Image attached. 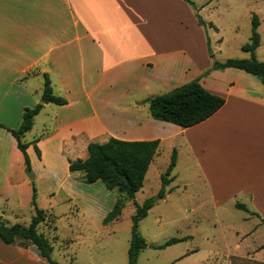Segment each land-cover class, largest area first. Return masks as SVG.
Masks as SVG:
<instances>
[{"label": "crops", "instance_id": "0c3cea01", "mask_svg": "<svg viewBox=\"0 0 264 264\" xmlns=\"http://www.w3.org/2000/svg\"><path fill=\"white\" fill-rule=\"evenodd\" d=\"M207 50L204 29L184 0H0V123L16 128L23 109L40 102L44 73L53 92L66 99L62 105L43 103L24 133L39 119V130L25 140L34 180L24 173L15 138L0 127V218L10 224L7 211L20 212L30 205L32 181L43 175L59 178L60 171L64 178L58 179L57 189L77 213L97 217L105 225L103 218L116 199L102 207L91 187L99 180L86 183L82 174L73 179L68 159L86 158L90 142L110 137L158 139L159 145L172 140L176 156L184 147L199 158L212 195L232 173L214 176L213 167L227 163L234 172L233 192H244L260 209L264 83L227 75L232 67L204 75L211 66ZM196 77L224 97L217 111L188 127L150 116L148 97ZM214 162L220 164H210ZM0 264L49 262L33 244L0 239Z\"/></svg>", "mask_w": 264, "mask_h": 264}, {"label": "rangeland", "instance_id": "374dc122", "mask_svg": "<svg viewBox=\"0 0 264 264\" xmlns=\"http://www.w3.org/2000/svg\"><path fill=\"white\" fill-rule=\"evenodd\" d=\"M192 1L202 18L214 25L206 30L209 57L212 53L211 63L213 60L250 57L242 45L250 40L253 13L259 18L257 31L260 35L254 54L258 60L264 61V0ZM231 70L227 75L239 76L247 83L252 78L260 81L238 68L232 67ZM159 90L156 92L167 91L163 88ZM38 121L23 137L24 141L39 130ZM173 148L169 139L159 145L143 185L135 193L137 203L141 204L145 198L157 194L161 186L160 176L169 164ZM216 168L213 167L214 176L218 172L234 173L227 163L218 170ZM59 174V178L43 175L34 181L38 206L54 215V232L53 223L38 226L53 246L51 257L61 263L127 264L133 202L116 190H104L112 198L105 197L101 191V187L107 189L104 184L101 181L93 184L91 187L97 191L102 207H108L109 199L116 198L122 205L118 217L103 225L97 217L92 219L77 213L73 202L66 199L63 190L57 189L58 179L64 178L60 171ZM79 174V171L71 173L73 179ZM231 175L223 178L225 185L215 187L212 195V188L202 174L199 158L180 147L170 173L173 178L165 186L164 197L157 198L147 214L138 221L137 228L146 246L140 250L136 264H264V202L260 203V209H256L244 192L234 193L236 184ZM236 203H243L247 210ZM6 214L10 224L27 225L34 212L29 205L20 212L7 211ZM171 237L181 240L160 246Z\"/></svg>", "mask_w": 264, "mask_h": 264}, {"label": "trees", "instance_id": "16d2710c", "mask_svg": "<svg viewBox=\"0 0 264 264\" xmlns=\"http://www.w3.org/2000/svg\"><path fill=\"white\" fill-rule=\"evenodd\" d=\"M193 11L197 23L204 29L207 49L209 39L207 27L214 26L212 22H207L198 13L192 0H184ZM259 18L256 13L252 14L251 35L249 42L242 45V49L250 53L249 58H227L223 61L213 60L210 68L204 71V75L210 69H224L227 67L238 68L250 73L264 83V61L255 57V49L260 43V35L257 31ZM212 53L210 54V57ZM41 98L43 102H37L31 107H25L22 117L16 128H6L2 123L0 127L9 131L16 140V145L21 151L25 164L29 165V157L26 151L28 142L23 140L24 133L32 128L34 116L41 110L43 103L52 102L57 105L66 103V99L57 95L52 90L51 81L46 73L43 74V86ZM224 97L207 90L199 81V77L193 78L174 88L159 94H155L146 99L148 112L151 117L174 123L181 127H188L201 122L224 104ZM159 147L158 139L150 140H124L110 137L105 142H90L87 145V157L84 159H68V169L70 172L79 171L82 179L86 183L101 181L109 190H116L124 193L133 202L134 212L131 216V236L127 249V264H136L138 254L146 246V241L138 231V221L147 214L157 198L165 195V186L172 180L171 170L176 163V150L173 148L169 164L164 173L161 174V186L155 196L147 197L141 204L134 199L136 191L142 184L150 162L153 160ZM34 149L39 156V149L34 145ZM30 205L34 214L27 225L21 223L8 224L0 218V239L5 243H17L22 246L33 244L38 252L49 264L59 263L51 257L53 246L48 236L38 230L42 223H53L54 215L47 209L38 206L37 190L32 181V193ZM242 209L247 210L243 203H236ZM121 201L116 198L111 210L103 218V222L116 219L120 214ZM55 226L53 223V232ZM55 238V236H54ZM181 238L171 237L162 245H168ZM66 264H74L72 262Z\"/></svg>", "mask_w": 264, "mask_h": 264}, {"label": "water", "instance_id": "95a60500", "mask_svg": "<svg viewBox=\"0 0 264 264\" xmlns=\"http://www.w3.org/2000/svg\"><path fill=\"white\" fill-rule=\"evenodd\" d=\"M40 102H43V99L40 100ZM24 173L26 174V176L28 177V179L30 180H34V175L31 172L30 166L29 165H25V169H24Z\"/></svg>", "mask_w": 264, "mask_h": 264}]
</instances>
